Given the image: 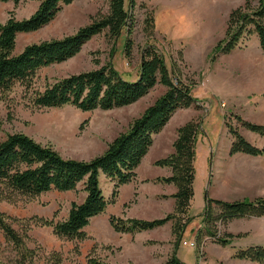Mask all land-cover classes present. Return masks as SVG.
<instances>
[{
    "label": "rangeland",
    "instance_id": "obj_1",
    "mask_svg": "<svg viewBox=\"0 0 264 264\" xmlns=\"http://www.w3.org/2000/svg\"><path fill=\"white\" fill-rule=\"evenodd\" d=\"M41 1L24 0L17 7L0 3V23H6L11 12H14L17 20L31 17ZM247 1L253 9L258 7L259 0H126L133 24L132 55L127 57L124 52L126 31L117 40H112L107 32H103L89 41L76 57L40 70L30 87L17 84L10 92L0 93V143L10 135L23 134L65 159L89 162L102 156L116 137L125 133L135 119L164 95L166 87L158 84L146 97L128 107L86 113L72 106L39 109L33 105L32 98L36 92L44 91L56 80L108 66H113L124 79L136 80L144 49L153 44L164 55L168 67L175 68L179 77L192 85L193 96L198 100L191 108L177 111L160 133L159 143L162 144L156 147V157L160 154L163 157L159 160L168 157L170 151L166 146H172L176 137L175 128L191 120H198L202 124L200 144L214 148L218 145L216 152L220 155H224L232 143L229 126L238 129L253 145L264 148V138L244 129L236 118L240 116L251 123L264 124V55L259 52V38L252 35L242 40L231 54L215 56L217 46L227 37L230 14ZM109 2L77 0L65 6L50 25L36 33L19 35L16 53L33 43L76 34L93 19L107 14ZM147 14L155 18L153 35L146 32ZM161 145L166 148L159 152L158 146ZM156 162L153 163L154 167H158ZM261 169L254 175L260 172L262 176L259 179L264 180V169ZM160 179L163 178L156 181L160 182ZM99 183L104 197L109 200L113 194L111 182L105 174L100 173ZM6 197L0 199V214L20 233L26 246L34 251L33 264H55L58 260L59 264H88L90 255L118 264H138L132 252L125 247L112 252L113 247L100 244L91 235L90 228L87 229L90 234L87 233L88 239L69 241L58 238L52 228L36 224L35 217L54 222L67 219L72 204L82 203L86 197L83 183L73 192L53 190L38 197ZM159 197L170 199L169 195L161 193ZM151 206L154 211L144 210L147 219L138 213L140 204L130 206L129 212L138 216L133 219L147 221L163 219L172 213H167L168 202L167 205ZM122 211L121 207L110 205L101 218H106L108 213L118 214ZM190 240L189 234L185 241ZM210 241V238H206L201 248L193 242L196 250L190 246L183 247V263L200 264L201 259V264H215L213 260L204 263L205 244ZM171 242L174 250L177 249L175 237L169 244ZM165 249L162 245L159 250L164 252ZM15 257L14 246L6 241L0 228V264H10ZM147 262L143 264H150Z\"/></svg>",
    "mask_w": 264,
    "mask_h": 264
},
{
    "label": "trees",
    "instance_id": "obj_2",
    "mask_svg": "<svg viewBox=\"0 0 264 264\" xmlns=\"http://www.w3.org/2000/svg\"><path fill=\"white\" fill-rule=\"evenodd\" d=\"M22 1L24 0H0V3L12 2L17 7ZM75 1L77 0H42L31 17L17 20L14 12H11L7 22L0 23V93L10 92L17 84L30 87L40 70L76 57L89 41L103 32H107L112 40H117L126 31L124 52L127 57L132 55L133 24L126 0H110L107 14L93 19L88 26L72 36L33 43L16 53L19 35L42 30L57 18L65 6ZM145 25L146 32L153 35L155 18L152 14H147ZM252 35H257L264 52V0H259L255 9L247 1L243 7L232 11L227 37L217 46L215 56L231 54L242 40ZM172 69L168 67L158 48L150 44L144 49L136 80H126L113 66H108L56 80L44 91L36 92L32 103L39 109L72 106L86 113L128 107L146 97L158 84L167 88L164 95L135 119L125 133H121L109 144L102 156L89 162L65 159L51 148L43 147L23 134L10 135L0 143V199L7 198L6 195L38 197L53 190L73 192L83 183L86 197L82 203L72 204L67 219L54 222L35 217L34 220L39 226L52 228L58 238L69 241L88 239L85 228L93 218L105 213L108 206L117 202L122 186L136 179V171L153 146L154 138L168 125L177 111L189 109L198 103L193 96L192 85L184 82L176 69ZM236 118L244 129L264 138V124H254L240 116ZM201 125L198 120H191L181 126L177 130L173 153L156 162L158 167L170 168L172 171L171 176L159 181L177 188L172 196L176 203L174 211L163 219L153 221L112 215L110 224L116 232L134 235L171 224L176 248L178 247L192 221L189 212L195 195L196 144ZM228 129L232 136L231 156L240 153L264 157V148L250 143L238 129L231 126ZM100 173L114 183L109 200L104 197L100 188ZM202 217V226L196 234L197 246L201 248L206 238H210L226 247L232 243L234 236L228 233L222 235V228L234 220L264 217V198L226 202L207 196ZM0 228L6 241L16 250V257L10 264H33L34 251L26 246L24 238L2 218V214ZM233 258L264 264V246L239 249ZM55 264H59V260ZM88 264L112 263L90 255ZM166 264L183 263L174 251Z\"/></svg>",
    "mask_w": 264,
    "mask_h": 264
},
{
    "label": "crops",
    "instance_id": "obj_3",
    "mask_svg": "<svg viewBox=\"0 0 264 264\" xmlns=\"http://www.w3.org/2000/svg\"><path fill=\"white\" fill-rule=\"evenodd\" d=\"M10 4L14 5L12 2L3 3L2 5ZM259 52L264 55L262 49H260ZM183 125L184 124L175 128V140L177 138V130ZM159 137L160 134L154 138V145L150 149V153L144 158L141 165L138 167L136 171V179L130 184L124 185L120 188L117 202L113 206L121 207L123 211L118 214L108 213V216H105L106 218H101L102 215L107 213L108 206L106 213L93 218L90 225L85 228V232L88 234L89 231L87 229L90 228V231L93 233L91 235L94 236L100 244L113 247L112 252L116 251V248L121 249L123 247L128 251L130 250L132 256L135 257V263L138 264H143L145 261L147 262V260V263L150 264H166L167 259L174 251L183 263L185 258L181 251L183 247L188 248V245H183V242H186L187 244L196 242L197 231L203 223L202 215L206 208L207 196L211 199L223 200L226 202H234L244 199H250L253 201L256 198L264 197V180L259 179L262 175H260V172L259 175H254L255 172H258L257 170L262 171L261 168L264 169V157H254L240 153L231 156V145L224 152V155H220V153L216 152L218 145L214 148L212 145L200 144L198 138L195 162V195L189 212L192 221L188 225L183 240L177 249L174 250L172 242L169 244V241H172L174 238L171 224L134 235L116 232L110 224V217L112 215L123 217L125 219L138 217L129 212V207L133 204H140L138 213H141L145 219L148 217L144 210L147 209L148 211H154V209L150 208L151 205L157 207L162 206L164 203L167 205L168 202L169 209L167 213L174 211L176 203L172 196L176 193L177 188L174 185L156 181L157 178H167L172 174L170 168L153 166V163L156 162V160L163 157L162 154L156 157V147L157 145L162 144L159 143ZM174 142L172 146H166L167 150L170 151L169 155L174 151ZM166 147H164V145H161L160 147L158 146V148H160L159 152H161V150L163 151V148ZM111 185L114 190V183L111 182ZM160 193L162 195H169L170 199H161L159 197ZM222 231L235 236L232 239V243L226 247H223L214 241L206 243L204 248L206 253L204 263L213 260L215 264H257L246 260L234 259L233 256L239 249H246L251 246H264V217L234 220L229 223L227 227H223ZM189 234L191 240L188 242L185 241V237ZM162 236H165V238H162ZM162 245L166 248L163 250L164 252L159 250ZM139 254H142L144 257ZM107 261L113 264H118L109 259H107ZM199 263L201 264V259L199 260Z\"/></svg>",
    "mask_w": 264,
    "mask_h": 264
},
{
    "label": "built area",
    "instance_id": "obj_4",
    "mask_svg": "<svg viewBox=\"0 0 264 264\" xmlns=\"http://www.w3.org/2000/svg\"><path fill=\"white\" fill-rule=\"evenodd\" d=\"M184 245H185V246L188 245V246H190L191 248L195 247V244H194V243L187 244V243L185 242Z\"/></svg>",
    "mask_w": 264,
    "mask_h": 264
}]
</instances>
